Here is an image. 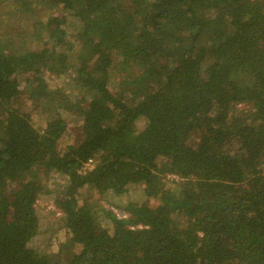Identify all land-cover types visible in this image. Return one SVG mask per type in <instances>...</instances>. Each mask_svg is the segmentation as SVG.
Instances as JSON below:
<instances>
[{
    "label": "trees",
    "instance_id": "16d2710c",
    "mask_svg": "<svg viewBox=\"0 0 264 264\" xmlns=\"http://www.w3.org/2000/svg\"><path fill=\"white\" fill-rule=\"evenodd\" d=\"M11 1L41 46L0 41V264H264V0ZM131 185L157 202L118 217L84 195L117 207Z\"/></svg>",
    "mask_w": 264,
    "mask_h": 264
},
{
    "label": "rangeland",
    "instance_id": "374dc122",
    "mask_svg": "<svg viewBox=\"0 0 264 264\" xmlns=\"http://www.w3.org/2000/svg\"><path fill=\"white\" fill-rule=\"evenodd\" d=\"M5 1V0H2ZM7 1V0H6ZM0 2V41L3 40L4 37L9 36L12 38V42L14 43V47L12 48L13 51L19 52L23 50H31L35 49L36 47L39 48L41 44L36 41L30 33H22L20 35L14 34V31L18 29V21L17 20H11L8 16L5 15L4 11L5 8L8 6V3ZM9 3H13V0ZM25 3L31 4L32 7L36 8L38 11L37 13L39 15L42 14L40 10V5L44 7L45 11L54 13H60L61 9L53 4L49 3V0H26ZM44 15L41 16V19H43ZM68 31L71 32L73 29L71 26L67 27ZM49 63L45 61L44 67L48 65ZM25 74L19 75V82L21 89H24L28 86H26L25 82ZM44 79L46 80L49 85H63L65 82V79L60 76L56 77L53 73L47 71L45 69V73L43 75ZM66 86V84H65ZM29 90V88L27 87ZM66 121L67 129L60 140L63 142L70 141L71 140V133L72 127L76 126L78 122L75 121L74 117L66 112H62L61 114ZM47 118H45L44 115L36 112L32 114V122L38 128L39 130L43 129L46 125ZM141 122V121H140ZM141 123H139L140 125ZM91 167V165L89 166ZM64 177L58 175V174H51L50 178L47 181V186L52 187L54 183L62 184L64 182ZM173 181H178V177L175 175H167L165 176V182L167 188L169 189L171 185L173 184ZM84 195L86 197L91 198V205L93 206H102L107 209H111L118 217H123V215H126V207L131 199H135L139 202L141 201H147L149 203H156L157 200L154 198H149L146 196L143 185H131L128 189V191L120 194L118 196V206L112 207L105 201H102V199H99L96 195H93L90 193V191L84 192ZM53 196L49 197H39V199L35 202V210L37 213V216L39 217L40 222V230L44 233H42V237L48 238L51 237L52 243H53V249H55V246L57 245L56 242L62 241L65 238V230L59 229L57 226L53 223L54 217L59 214L58 208L55 207L53 204V200L51 199ZM100 222L102 225L107 226V220L104 218V214L99 212ZM41 243L44 244V241L39 239Z\"/></svg>",
    "mask_w": 264,
    "mask_h": 264
},
{
    "label": "built area",
    "instance_id": "2783aa9c",
    "mask_svg": "<svg viewBox=\"0 0 264 264\" xmlns=\"http://www.w3.org/2000/svg\"><path fill=\"white\" fill-rule=\"evenodd\" d=\"M92 164V160L89 159L88 162L84 165V168H88ZM126 215H123L125 217Z\"/></svg>",
    "mask_w": 264,
    "mask_h": 264
}]
</instances>
